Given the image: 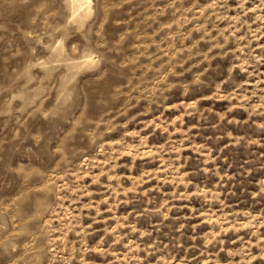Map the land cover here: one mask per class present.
Here are the masks:
<instances>
[{"label": "rangeland", "instance_id": "obj_1", "mask_svg": "<svg viewBox=\"0 0 264 264\" xmlns=\"http://www.w3.org/2000/svg\"><path fill=\"white\" fill-rule=\"evenodd\" d=\"M0 0V264H264V0Z\"/></svg>", "mask_w": 264, "mask_h": 264}, {"label": "bare ground", "instance_id": "obj_2", "mask_svg": "<svg viewBox=\"0 0 264 264\" xmlns=\"http://www.w3.org/2000/svg\"><path fill=\"white\" fill-rule=\"evenodd\" d=\"M67 4L73 7V9L83 10L84 13H88L90 11V0H68Z\"/></svg>", "mask_w": 264, "mask_h": 264}]
</instances>
